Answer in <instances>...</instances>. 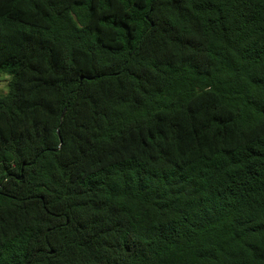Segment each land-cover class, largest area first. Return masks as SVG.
I'll return each mask as SVG.
<instances>
[{"label":"trees","instance_id":"1","mask_svg":"<svg viewBox=\"0 0 264 264\" xmlns=\"http://www.w3.org/2000/svg\"><path fill=\"white\" fill-rule=\"evenodd\" d=\"M0 73V264H264V0H0Z\"/></svg>","mask_w":264,"mask_h":264},{"label":"clouds","instance_id":"2","mask_svg":"<svg viewBox=\"0 0 264 264\" xmlns=\"http://www.w3.org/2000/svg\"><path fill=\"white\" fill-rule=\"evenodd\" d=\"M0 79L10 82L12 80V76L8 73H0ZM0 89H3L5 93L9 91L7 83H0Z\"/></svg>","mask_w":264,"mask_h":264},{"label":"rangeland","instance_id":"3","mask_svg":"<svg viewBox=\"0 0 264 264\" xmlns=\"http://www.w3.org/2000/svg\"><path fill=\"white\" fill-rule=\"evenodd\" d=\"M0 83H7V85H8V89H9V84H8L7 81H3L2 79H0ZM7 93H8V92H7ZM7 93H5V91H4L3 89H0V94H1V95H3V94H7Z\"/></svg>","mask_w":264,"mask_h":264},{"label":"water","instance_id":"4","mask_svg":"<svg viewBox=\"0 0 264 264\" xmlns=\"http://www.w3.org/2000/svg\"><path fill=\"white\" fill-rule=\"evenodd\" d=\"M23 177V175L21 174L18 178L21 179Z\"/></svg>","mask_w":264,"mask_h":264}]
</instances>
